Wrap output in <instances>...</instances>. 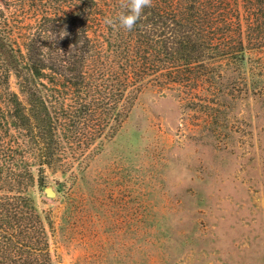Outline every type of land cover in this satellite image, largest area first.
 Returning a JSON list of instances; mask_svg holds the SVG:
<instances>
[{"label": "rangeland", "instance_id": "374dc122", "mask_svg": "<svg viewBox=\"0 0 264 264\" xmlns=\"http://www.w3.org/2000/svg\"><path fill=\"white\" fill-rule=\"evenodd\" d=\"M86 2L63 8L92 23L95 79L145 69L137 95L118 105L116 88L112 97L101 83L65 103L71 114L91 107L75 137L66 127L62 161L39 184L57 193L36 200L53 226L52 259L264 264V0H153L142 29L170 34L143 44L117 38L121 0ZM107 19L110 33L100 27ZM183 36L198 52L191 61L159 53V42L175 47ZM11 88L20 94L14 77Z\"/></svg>", "mask_w": 264, "mask_h": 264}, {"label": "trees", "instance_id": "16d2710c", "mask_svg": "<svg viewBox=\"0 0 264 264\" xmlns=\"http://www.w3.org/2000/svg\"><path fill=\"white\" fill-rule=\"evenodd\" d=\"M63 3L0 0V264H57L50 254L48 229L53 226L36 200L46 171L62 161L66 127L75 137L90 111L91 106L85 110L79 105L71 114L65 109L68 98L78 105L84 93L89 99L86 91L101 83L103 89H111L112 97L116 88L115 100L108 99L118 105L129 90L130 98L140 90L134 87L141 83L137 69L145 67L134 71L127 67L116 80L105 74L95 79L88 70L90 60L95 59L92 23L81 13L65 14ZM86 3L92 6L93 0ZM115 25L101 24V31L110 33ZM147 25L141 19L132 31L117 25L115 32L118 39L138 38L141 44L142 39L147 43L170 34L165 29L160 34L146 33L142 28ZM155 25L160 29L167 23L155 21ZM190 38L183 36L175 47L165 40L159 42V53L172 58L179 53L191 61L198 52L190 46ZM127 52L128 46L121 51ZM143 61L146 64L148 59ZM13 77L20 94L11 88ZM67 120L77 122L68 126Z\"/></svg>", "mask_w": 264, "mask_h": 264}, {"label": "clouds", "instance_id": "9594fccd", "mask_svg": "<svg viewBox=\"0 0 264 264\" xmlns=\"http://www.w3.org/2000/svg\"><path fill=\"white\" fill-rule=\"evenodd\" d=\"M122 7L127 9V13H121L118 16L119 26L128 31H132L138 21L141 20L144 10L153 6V0H121ZM106 23L115 25L116 21L107 19Z\"/></svg>", "mask_w": 264, "mask_h": 264}, {"label": "water", "instance_id": "95a60500", "mask_svg": "<svg viewBox=\"0 0 264 264\" xmlns=\"http://www.w3.org/2000/svg\"><path fill=\"white\" fill-rule=\"evenodd\" d=\"M42 190L44 191L45 195L47 198L51 199L57 196L56 191L53 189V187L48 186V187H44L43 185H41Z\"/></svg>", "mask_w": 264, "mask_h": 264}]
</instances>
